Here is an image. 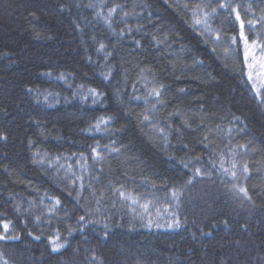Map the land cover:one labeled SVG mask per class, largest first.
Here are the masks:
<instances>
[{"label":"trees","instance_id":"obj_1","mask_svg":"<svg viewBox=\"0 0 264 264\" xmlns=\"http://www.w3.org/2000/svg\"><path fill=\"white\" fill-rule=\"evenodd\" d=\"M232 5L245 21L264 16V0ZM212 8L0 0V232L7 222L18 237L0 240V264H264V98L242 45L229 48L239 23L223 11L211 33L194 23ZM245 32L264 40L262 24ZM221 157L235 159V180ZM116 189L152 201L148 212Z\"/></svg>","mask_w":264,"mask_h":264},{"label":"snow or ice","instance_id":"obj_2","mask_svg":"<svg viewBox=\"0 0 264 264\" xmlns=\"http://www.w3.org/2000/svg\"><path fill=\"white\" fill-rule=\"evenodd\" d=\"M216 2L218 4V8H212L210 12H203V18L202 19H195L194 23L197 25L203 24L204 28H205V32L211 33L213 31V29L211 28V26L209 24V20L214 19L220 11H223L226 14L225 20H227L228 22L233 23V24H235L236 22L239 23L238 35H232V36L227 37L228 45H229V48H232L234 51H238V47H237L238 41H239V44L242 45L244 62L246 64L247 68L249 69L248 80L251 81L254 79L253 72L255 71L256 68L259 67V68L264 69V40L260 39V36H261L260 33H253V35L256 38H254L250 41L248 35L245 32V27L247 25V28L249 29V31H252L254 28V25H256V24L264 25V16L259 17L258 20H256V21H253V20L245 21L241 18L240 12L237 11V9L233 7L232 0H216ZM89 7H94V6L90 4ZM118 8H120V6L116 5L113 8L109 9L108 15L104 16V19L106 22H110L111 13L116 12L118 10ZM233 13H235V20L231 19ZM96 15L100 16V15H102V13L97 12ZM124 15L127 16V15H129V13H124ZM194 15H195V13H194ZM220 39H221V37H220V34L218 32L217 36H216V42L219 43ZM100 47H101V49H103L105 46L103 44H101ZM261 75H264V73H262ZM161 87H163V86H161ZM262 89H264V82L261 83L260 89L256 90L257 95H260ZM92 91H93V94H95V90H92ZM149 95L159 97L160 91L156 88H153L151 90V92L149 93ZM262 102H264V100H262ZM153 107H155V105H153ZM144 119L148 120L149 117L144 116ZM97 127H99V124L97 125ZM161 131H163V129H161ZM239 147L243 148L246 146L240 145ZM91 151L93 153H95L97 158L100 156V153L97 152L96 148H92ZM232 155L234 157L235 153L233 152ZM198 159L199 158H196V160H198ZM212 163L214 164L215 161H212ZM184 166L187 168L188 164L185 163ZM236 167H237V163H236L235 159H233L231 161V167L225 168L223 166V158L221 157L219 171L223 172L225 175H230L233 178V180H235L237 178V172L235 171ZM242 171H243V173L248 172V167L246 164L243 166ZM208 174H209L208 169H205V171L202 173L200 168H195L193 171V178L196 176L208 175ZM191 183H192V179H189L187 181V184H191ZM81 187H83V185H81ZM233 188L236 189L238 191V193L243 194V196L246 199L251 200V197L248 195V191L245 187H239L237 185H233ZM116 192L124 200L131 201L132 205H139V207L142 208L145 213L148 212L149 207L152 204V201H146L145 203L140 204V200H139V197L137 195H133L132 193H126L125 191H123L121 189H116ZM181 195H182V189L172 188L171 193H170V199H171V201L176 202V204L178 206L180 199H181ZM59 203H60V201L58 199L55 200L56 205H58ZM97 203H99V200L97 201ZM54 210H55L54 208H50L49 212H52ZM165 210H167V206H166ZM97 211H98V209H97ZM133 211H135V208H133ZM172 215H173V221L171 224L168 225V227H179L180 226V220L178 218H176L175 213H173ZM37 219H39V218H37ZM79 223H81L83 225V224L89 223V221L86 220L85 216H80L79 217ZM148 223H149V225H151L152 221L149 220ZM157 226H159V225H157ZM2 227H3V232H0V240L17 239L18 238V237H9L6 235V233L9 231V228H10L9 223H7V222L3 223ZM70 234H71V230H70ZM35 238L39 239L40 237L37 236ZM59 240H60L59 233H57L56 237L51 240L52 247H53L54 251H58L65 246L63 243H59L58 242ZM2 256H3V254L0 253V257H2ZM3 264H8L7 260H3Z\"/></svg>","mask_w":264,"mask_h":264},{"label":"rangeland","instance_id":"obj_3","mask_svg":"<svg viewBox=\"0 0 264 264\" xmlns=\"http://www.w3.org/2000/svg\"><path fill=\"white\" fill-rule=\"evenodd\" d=\"M262 73H264V69L259 68V67L256 68L255 71L253 72V76H254L253 83H254V87L256 88V90L260 89L261 83L264 82V75H261ZM260 95L263 96L264 98V89L261 90Z\"/></svg>","mask_w":264,"mask_h":264}]
</instances>
